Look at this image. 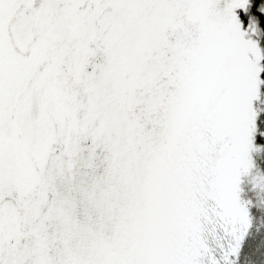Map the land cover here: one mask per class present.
I'll return each instance as SVG.
<instances>
[{
  "label": "snow or ice",
  "instance_id": "obj_1",
  "mask_svg": "<svg viewBox=\"0 0 264 264\" xmlns=\"http://www.w3.org/2000/svg\"><path fill=\"white\" fill-rule=\"evenodd\" d=\"M0 264H264V0H0Z\"/></svg>",
  "mask_w": 264,
  "mask_h": 264
}]
</instances>
